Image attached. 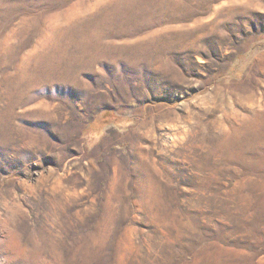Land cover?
Returning a JSON list of instances; mask_svg holds the SVG:
<instances>
[{"label":"rangeland","instance_id":"374dc122","mask_svg":"<svg viewBox=\"0 0 264 264\" xmlns=\"http://www.w3.org/2000/svg\"><path fill=\"white\" fill-rule=\"evenodd\" d=\"M0 264H264V0H0Z\"/></svg>","mask_w":264,"mask_h":264},{"label":"bare ground","instance_id":"6f19581e","mask_svg":"<svg viewBox=\"0 0 264 264\" xmlns=\"http://www.w3.org/2000/svg\"><path fill=\"white\" fill-rule=\"evenodd\" d=\"M62 35V34H61ZM109 54H111L110 53V51H109ZM109 54H107V55H109ZM118 54V53H117ZM126 53L125 52H122V53H120V56H123L124 57V55H125ZM112 56V55H111ZM96 57V56H95ZM127 60V59H126ZM59 61V60H58Z\"/></svg>","mask_w":264,"mask_h":264}]
</instances>
